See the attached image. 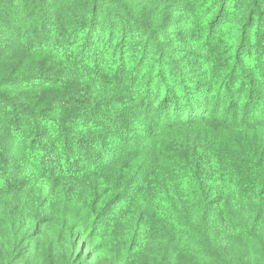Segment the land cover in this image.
I'll return each mask as SVG.
<instances>
[{"label": "trees", "instance_id": "16d2710c", "mask_svg": "<svg viewBox=\"0 0 264 264\" xmlns=\"http://www.w3.org/2000/svg\"><path fill=\"white\" fill-rule=\"evenodd\" d=\"M0 264H264V0H0Z\"/></svg>", "mask_w": 264, "mask_h": 264}]
</instances>
